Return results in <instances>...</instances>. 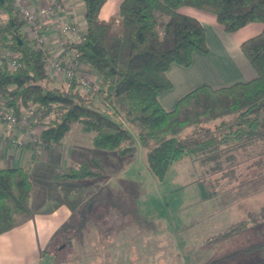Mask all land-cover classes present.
<instances>
[{"label":"trees","instance_id":"1","mask_svg":"<svg viewBox=\"0 0 264 264\" xmlns=\"http://www.w3.org/2000/svg\"><path fill=\"white\" fill-rule=\"evenodd\" d=\"M81 1L85 29L67 49L94 74L97 89L79 92L75 77L64 88L52 84L45 54L21 36L22 23L10 3L1 0L4 45L16 52L19 66L11 71L0 66V107L19 116L32 104L43 125L44 149L60 148L71 126L79 124L93 134L97 150L130 157L139 145L146 169L159 183L174 163L188 157L212 187L225 182L228 188L235 178L246 187V197L264 190V0H121L107 21L99 18L106 0ZM182 7L213 15L228 34L251 23L263 28L239 45L255 77L218 88L200 84L166 111L159 96L171 88L169 66L187 69L194 53H208L203 26L181 13ZM90 165L102 168L92 158L56 177L102 178ZM32 187L28 166L0 169V235L31 216ZM253 221L264 223V217Z\"/></svg>","mask_w":264,"mask_h":264},{"label":"rangeland","instance_id":"2","mask_svg":"<svg viewBox=\"0 0 264 264\" xmlns=\"http://www.w3.org/2000/svg\"><path fill=\"white\" fill-rule=\"evenodd\" d=\"M89 71L87 76L92 77ZM52 80L63 88L67 81ZM94 104L108 114L99 102ZM75 126L81 127L74 124L71 129ZM42 128L39 121L40 134ZM22 131L0 125V148H23L32 155L30 146L9 139ZM41 149L34 159L47 150L42 145ZM92 158L97 160L90 156L86 163ZM119 158L115 170L90 165L93 172L113 174L97 182L99 187L104 184L98 193H93L95 189L88 196L72 192L74 215L47 247V264H255L257 254L246 252H252L249 246L264 238V223L253 221L264 217V190L246 197V187L236 184L235 178L229 179L228 188L225 182L212 187L188 157L171 166L163 183L146 169L144 152ZM56 176L63 183L58 194L64 198L69 185L77 182ZM246 225L250 228L245 229Z\"/></svg>","mask_w":264,"mask_h":264},{"label":"crops","instance_id":"3","mask_svg":"<svg viewBox=\"0 0 264 264\" xmlns=\"http://www.w3.org/2000/svg\"><path fill=\"white\" fill-rule=\"evenodd\" d=\"M120 1L106 0L99 11V18L107 21L114 16ZM33 2L36 3L38 0ZM61 2L67 21L84 31L83 2L81 0H61ZM179 11L194 17L203 26L208 53H194L191 66L187 69L175 64L169 66L167 77L171 82V88L159 96V103L166 111L172 110L180 97L200 84L218 88L255 77V72L241 53L239 45L247 38L259 34L263 28L260 23H251L228 34L209 13L190 7H182ZM68 55L66 58L69 57ZM89 72L96 79L94 74ZM51 77L55 80L53 75ZM139 151L144 152L137 145L136 152ZM90 156H95L106 168L108 166L115 170L120 166L117 153L95 149L93 134L84 132L80 126L70 130L59 149L44 150L39 159H34L27 149L0 148V169L28 166L33 185L29 200L31 216L19 220L13 229L0 235V264H47L45 260L47 247L55 234L63 226L70 224L74 215L71 204V200L74 199L72 192L76 195L88 196L93 189H95L94 194L98 193L104 185L96 186L102 178L75 180L77 183L69 185L70 189L65 191L66 196L63 198L57 190L63 183L55 179V176L62 170L74 169L86 163ZM112 174H102L103 182ZM249 232L254 233L252 228ZM261 241L256 246H249L252 252H246L249 255L253 252L257 254L255 264H264V238Z\"/></svg>","mask_w":264,"mask_h":264},{"label":"built area","instance_id":"4","mask_svg":"<svg viewBox=\"0 0 264 264\" xmlns=\"http://www.w3.org/2000/svg\"><path fill=\"white\" fill-rule=\"evenodd\" d=\"M12 6L18 21L22 23L19 33L25 37L34 50L46 56V74L54 76L57 82L75 77L80 91L96 89V79L87 76L88 69L78 60L73 50L67 49L71 43L79 42L81 31L67 21L61 0H7ZM4 11L0 3V66L14 70L19 66L17 54L4 45L2 33ZM69 54V55H68ZM66 55L69 57L66 58ZM34 106L29 104L26 111L17 116L12 110L0 107V125L23 130L16 139H9L18 145L31 147L33 155H40L41 141L38 132L39 119L33 114ZM0 134V142L2 141Z\"/></svg>","mask_w":264,"mask_h":264},{"label":"water","instance_id":"5","mask_svg":"<svg viewBox=\"0 0 264 264\" xmlns=\"http://www.w3.org/2000/svg\"><path fill=\"white\" fill-rule=\"evenodd\" d=\"M1 1V0H0Z\"/></svg>","mask_w":264,"mask_h":264}]
</instances>
